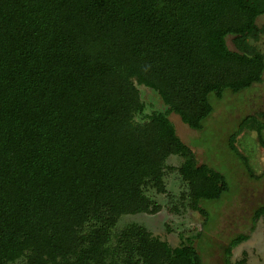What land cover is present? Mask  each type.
Segmentation results:
<instances>
[{
    "label": "trees",
    "instance_id": "16d2710c",
    "mask_svg": "<svg viewBox=\"0 0 264 264\" xmlns=\"http://www.w3.org/2000/svg\"><path fill=\"white\" fill-rule=\"evenodd\" d=\"M263 14L264 0H0V264H203L200 233L172 247L137 223L115 239L112 229L162 209L146 187L166 194L167 169L205 217L202 202L229 189L170 114L200 130L212 95L262 81ZM133 78L167 110L135 122L145 103ZM254 124L264 147L253 114L230 138L250 170L235 142ZM174 155L177 168L166 164ZM249 238L230 241L225 264Z\"/></svg>",
    "mask_w": 264,
    "mask_h": 264
},
{
    "label": "rangeland",
    "instance_id": "374dc122",
    "mask_svg": "<svg viewBox=\"0 0 264 264\" xmlns=\"http://www.w3.org/2000/svg\"><path fill=\"white\" fill-rule=\"evenodd\" d=\"M257 23L264 25V14ZM227 42L236 49L233 36H229ZM254 43L264 52V33ZM262 77L261 82L240 92L226 91L221 99L212 95L214 111L200 130L184 123L179 114H170L178 135L192 147L198 163H206L222 172L228 181L229 189L220 199L202 202L208 217L191 207L189 188L177 170L167 169L166 194L157 192L154 187H146L147 195L160 202L162 209L157 213L122 215L112 229L114 239L132 223L144 226L152 237L166 241L172 247L180 246L188 237L200 233L194 242L203 257V264H225V247L238 234L247 233L250 238L234 248L232 261L236 264H264V214L252 228L256 210L264 205V147L257 126H248L235 142L252 170L230 148V138L246 116L253 114L264 123V72ZM133 81L145 103L144 111L135 115V122L143 123L153 113L167 110L169 105L158 91L138 84L136 78ZM182 162L181 156L174 155L166 164L177 168ZM251 171L259 177L252 175Z\"/></svg>",
    "mask_w": 264,
    "mask_h": 264
}]
</instances>
